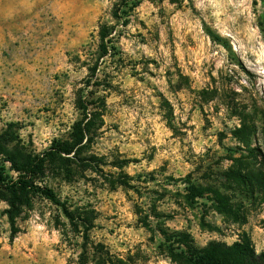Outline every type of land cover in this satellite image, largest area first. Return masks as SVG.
<instances>
[{
    "label": "rangeland",
    "instance_id": "rangeland-1",
    "mask_svg": "<svg viewBox=\"0 0 264 264\" xmlns=\"http://www.w3.org/2000/svg\"><path fill=\"white\" fill-rule=\"evenodd\" d=\"M1 169L0 264L263 253L264 0H0Z\"/></svg>",
    "mask_w": 264,
    "mask_h": 264
},
{
    "label": "trees",
    "instance_id": "trees-1",
    "mask_svg": "<svg viewBox=\"0 0 264 264\" xmlns=\"http://www.w3.org/2000/svg\"><path fill=\"white\" fill-rule=\"evenodd\" d=\"M124 6L135 9L139 5L137 3H130L129 6L128 2L124 4ZM109 35L110 33L105 28L101 29V39L106 40L109 38ZM209 35L212 40L223 42V40L212 31H209ZM57 152V149L53 147L46 151L44 157L36 158L28 170V175L21 176L13 187L7 186V188L12 189L19 187L22 190L39 195L54 206L63 207L52 190L41 188L33 183V177L35 179L39 174V169L44 162V158L51 157ZM3 171L4 169H1L0 185L6 181ZM194 197L197 196L194 195ZM151 232L155 234V231L151 230ZM159 232L164 240L159 249L173 262L178 264H264V252L258 255L254 250L252 240L248 237L243 238L240 242L232 246L213 242L207 247L200 249L196 246L192 235L189 233L180 231L170 232L166 230H161Z\"/></svg>",
    "mask_w": 264,
    "mask_h": 264
}]
</instances>
